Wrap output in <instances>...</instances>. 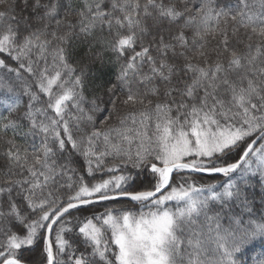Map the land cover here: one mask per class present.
Returning a JSON list of instances; mask_svg holds the SVG:
<instances>
[{"label": "snow or ice", "instance_id": "snow-or-ice-1", "mask_svg": "<svg viewBox=\"0 0 264 264\" xmlns=\"http://www.w3.org/2000/svg\"><path fill=\"white\" fill-rule=\"evenodd\" d=\"M0 264H264V0H0Z\"/></svg>", "mask_w": 264, "mask_h": 264}]
</instances>
